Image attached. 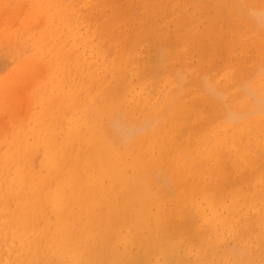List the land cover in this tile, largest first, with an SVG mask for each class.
I'll list each match as a JSON object with an SVG mask.
<instances>
[{
  "label": "bare ground",
  "instance_id": "obj_1",
  "mask_svg": "<svg viewBox=\"0 0 264 264\" xmlns=\"http://www.w3.org/2000/svg\"><path fill=\"white\" fill-rule=\"evenodd\" d=\"M1 50L0 264H264V0H0Z\"/></svg>",
  "mask_w": 264,
  "mask_h": 264
},
{
  "label": "rangeland",
  "instance_id": "obj_2",
  "mask_svg": "<svg viewBox=\"0 0 264 264\" xmlns=\"http://www.w3.org/2000/svg\"><path fill=\"white\" fill-rule=\"evenodd\" d=\"M21 12L20 10L18 11V13ZM70 17L71 13L69 11H67ZM21 14V13H19ZM8 21V19H6ZM9 24H13L12 21H8ZM73 25H70V27H72ZM66 29V30H65ZM64 31H69V29L67 27L64 28ZM66 36V35H65ZM69 37V36H66ZM31 49H33V47H31ZM13 62L11 60V57L9 56V54L5 51H0V79L5 78L8 73L12 70L13 67Z\"/></svg>",
  "mask_w": 264,
  "mask_h": 264
}]
</instances>
